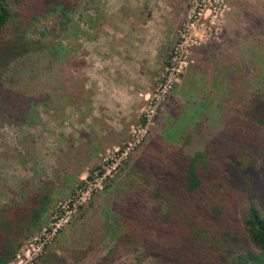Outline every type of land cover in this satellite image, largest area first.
Masks as SVG:
<instances>
[{"label": "rangeland", "instance_id": "rangeland-1", "mask_svg": "<svg viewBox=\"0 0 264 264\" xmlns=\"http://www.w3.org/2000/svg\"><path fill=\"white\" fill-rule=\"evenodd\" d=\"M27 36L44 60L13 64L19 82L0 89V208L48 180L51 201L10 264L46 248L97 264L141 188L134 162L157 163L171 145L194 153L264 95V0H80ZM254 192L264 212V175Z\"/></svg>", "mask_w": 264, "mask_h": 264}, {"label": "trees", "instance_id": "trees-1", "mask_svg": "<svg viewBox=\"0 0 264 264\" xmlns=\"http://www.w3.org/2000/svg\"><path fill=\"white\" fill-rule=\"evenodd\" d=\"M79 2L0 0L1 90L19 82L8 74L13 64L31 57V66L39 67L44 60L45 45L27 36L30 23L48 14L67 18ZM163 155L157 163L134 162L141 188L125 198L117 216L120 233L97 264L129 253L146 264H264V212L254 192L264 175V95L253 94L194 153L171 145ZM51 184L45 181L0 208V264L12 262L38 227L51 201ZM88 251L74 250L69 257L77 263ZM67 261L46 248L34 264Z\"/></svg>", "mask_w": 264, "mask_h": 264}, {"label": "built area", "instance_id": "built-area-1", "mask_svg": "<svg viewBox=\"0 0 264 264\" xmlns=\"http://www.w3.org/2000/svg\"><path fill=\"white\" fill-rule=\"evenodd\" d=\"M17 255H18V253H17ZM16 257H17V256H16ZM15 259H16V258H15ZM15 259H14V260H15ZM14 260H13V261H14ZM13 261H12V262H13ZM10 263H11V262H10ZM10 263H9V264H10Z\"/></svg>", "mask_w": 264, "mask_h": 264}]
</instances>
